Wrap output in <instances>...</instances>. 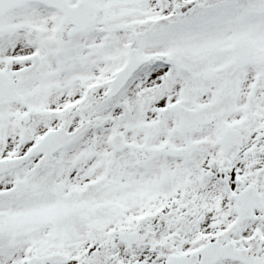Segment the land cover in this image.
Returning a JSON list of instances; mask_svg holds the SVG:
<instances>
[{"label": "snow or ice", "instance_id": "snow-or-ice-1", "mask_svg": "<svg viewBox=\"0 0 264 264\" xmlns=\"http://www.w3.org/2000/svg\"><path fill=\"white\" fill-rule=\"evenodd\" d=\"M0 264H264V0H0Z\"/></svg>", "mask_w": 264, "mask_h": 264}]
</instances>
